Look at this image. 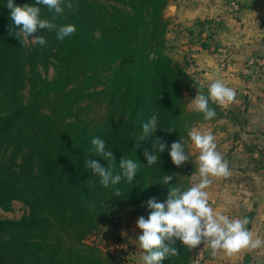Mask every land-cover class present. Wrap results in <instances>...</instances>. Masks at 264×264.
Masks as SVG:
<instances>
[{"label": "trees", "instance_id": "obj_1", "mask_svg": "<svg viewBox=\"0 0 264 264\" xmlns=\"http://www.w3.org/2000/svg\"><path fill=\"white\" fill-rule=\"evenodd\" d=\"M170 1L124 0L126 7H118L102 0H71L69 9L63 0L64 11L54 22L75 25V33L60 41L54 30L39 29L35 34L43 35L47 45L30 49L9 34L22 26L10 21L7 0H0V207L8 210L15 200L29 207L19 219L0 218V264H121L114 249L90 241L103 236L104 224L133 205L147 219L150 198L164 202L171 186H193L197 163L189 154L185 122L195 127L236 114L211 101L216 111L211 120L188 109L184 90L198 94L203 85L207 95L208 85L166 53ZM14 2L35 5V0ZM36 6L41 18L55 15ZM51 57L58 68L52 80L36 71L37 63ZM28 67L33 78L26 75ZM28 80L31 97L25 101L22 90ZM94 103L102 108L91 115ZM154 114L159 127L140 140L142 123ZM169 128L176 131H165ZM97 136L113 152L117 171L123 157L140 165L131 183L122 178L104 188L84 167L85 158L108 166L88 151ZM157 137L168 145L163 153L154 150ZM180 137L190 159L177 167L169 152ZM145 150L158 156L156 164L147 166ZM173 173L169 184L160 183L163 175ZM175 246L179 254L161 264L196 261L197 247L179 240Z\"/></svg>", "mask_w": 264, "mask_h": 264}, {"label": "crops", "instance_id": "obj_2", "mask_svg": "<svg viewBox=\"0 0 264 264\" xmlns=\"http://www.w3.org/2000/svg\"><path fill=\"white\" fill-rule=\"evenodd\" d=\"M232 1L171 0L167 54L206 85L220 79L235 90V100L223 107L236 120L222 117L195 127L214 135L231 173L211 177L205 191L214 210L249 218L253 238L264 239V0H235L238 9ZM191 148L197 157L199 150ZM198 182L196 172L192 184ZM200 250L204 258L192 264H264V247L231 256L213 254L203 243Z\"/></svg>", "mask_w": 264, "mask_h": 264}, {"label": "clouds", "instance_id": "obj_3", "mask_svg": "<svg viewBox=\"0 0 264 264\" xmlns=\"http://www.w3.org/2000/svg\"><path fill=\"white\" fill-rule=\"evenodd\" d=\"M36 5L46 6L50 12L54 11L55 15L51 20L41 18V8ZM61 5L62 0H35V5L24 4L23 6L17 5L14 0H7L5 6L10 10V21L16 26H22L19 31H10L9 34L16 36L21 44H24L39 29L54 30L56 38L63 41L75 33L76 27L72 24L58 25L54 22L64 11ZM65 6L72 8L71 0H68ZM31 42L41 47L47 45L43 35L35 36ZM197 89L198 94L188 103V106L203 113L205 120H211L216 116V111L209 106V101L226 105L236 98L235 90L220 79L208 85L207 95L204 94L203 85ZM158 127L157 116L154 114L148 121L142 123L143 134L140 140L155 134ZM184 127L192 144L199 150V155L196 157L199 182L186 190L176 184L171 186L164 202H158L154 197L147 201V207L150 209L148 218L140 216L137 220V227L142 230L137 240L139 249L143 250V264H161L166 258L178 255V248L175 246L177 240L189 248H195L203 243L213 250V254L217 250H223L229 256L242 249L256 250L264 247V239L253 238L252 232L248 229L247 225L251 223L249 218L232 219L214 210L210 205L208 192L205 189L212 183L211 177H227L231 174L228 162L216 150L215 137L210 131L202 132L191 127L188 122H185ZM165 131L171 133L176 130L169 128ZM167 147V143L162 142L161 138L155 139V152L163 153ZM88 151L93 156H99L108 161L107 167L90 158H85L84 161V167L91 169L93 175L99 177V183L104 188L118 185L122 178H126L127 182L131 183L140 170V165L136 161L123 157L117 171L113 163L116 161L113 152L106 149L105 141L98 136L91 140V148ZM169 155L177 167L190 159L181 137L179 141L171 143ZM144 156L147 159V166L157 163V155L145 150ZM175 176V173L165 174L160 183L169 184ZM115 196H121L118 188ZM91 208H94V205L90 206V210Z\"/></svg>", "mask_w": 264, "mask_h": 264}, {"label": "rangeland", "instance_id": "obj_4", "mask_svg": "<svg viewBox=\"0 0 264 264\" xmlns=\"http://www.w3.org/2000/svg\"><path fill=\"white\" fill-rule=\"evenodd\" d=\"M108 5H116L118 7H126L124 0H102ZM63 3V0H62ZM173 10V9H172ZM171 13L169 6L166 9V15ZM36 36L34 33L29 37L27 45L30 49L38 47V44H33L31 39ZM168 51V44L166 53ZM184 66V65H183ZM185 67V66H184ZM56 60L51 57L49 59L43 58L42 62L37 63L36 71L44 78L50 80L54 79L57 74ZM26 75L29 78H33L30 67L26 68ZM32 82L27 83V86L22 90V96L25 101H29L31 97ZM186 105L188 109L192 110L188 103H190L197 95L193 91L184 90L183 92ZM95 105V103H94ZM102 107L98 103L91 109V115L95 114ZM76 111V108L74 109ZM232 121L236 119H231ZM203 124V123H200ZM197 124L196 126L200 125ZM195 126V127H196ZM191 144H189V154L196 162V156L192 152ZM29 213V207L21 200H15L10 209L5 210L0 207V218L5 219H19ZM142 215L141 210L138 209L137 205L130 206L129 208L122 211L117 218L113 221L104 224L103 236L96 238L93 237L90 241L97 243L101 249L107 250V248L114 249V253L120 259L121 264H143L142 249L138 247V236L142 234V230L137 227V220Z\"/></svg>", "mask_w": 264, "mask_h": 264}, {"label": "built area", "instance_id": "obj_5", "mask_svg": "<svg viewBox=\"0 0 264 264\" xmlns=\"http://www.w3.org/2000/svg\"><path fill=\"white\" fill-rule=\"evenodd\" d=\"M232 5H233V7H234L235 9H238V8H239V5H238V3H237L235 0L232 1ZM203 258H204V252L201 251V250L198 251L196 261H201Z\"/></svg>", "mask_w": 264, "mask_h": 264}, {"label": "water", "instance_id": "obj_6", "mask_svg": "<svg viewBox=\"0 0 264 264\" xmlns=\"http://www.w3.org/2000/svg\"><path fill=\"white\" fill-rule=\"evenodd\" d=\"M169 9H170V10L174 9V6H173V5H172V6H169Z\"/></svg>", "mask_w": 264, "mask_h": 264}]
</instances>
